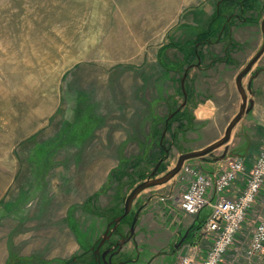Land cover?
<instances>
[{"label": "rangeland", "instance_id": "1", "mask_svg": "<svg viewBox=\"0 0 264 264\" xmlns=\"http://www.w3.org/2000/svg\"><path fill=\"white\" fill-rule=\"evenodd\" d=\"M221 1L0 0V233L6 219L15 229L0 264H87L111 219L106 211L124 208L127 194L158 162L161 176L181 153L224 134L240 101L234 77L263 43L264 0L249 2L244 12L241 0L227 3L235 24L229 22L218 44L203 43ZM200 59L201 69L186 77L184 114L167 129L168 116L185 98L181 77ZM254 66L245 82L252 108L255 95L264 102V73L254 79L264 56ZM207 103L212 115L196 118ZM252 108L225 145L185 166L205 172L204 166L214 167L207 161L247 157L239 145L243 135L257 137L256 123L264 137V109L257 116ZM189 180L181 170L144 189L121 231L154 196L181 209L178 199ZM55 214L62 221H52ZM254 224L246 221L223 264H264V256L244 255ZM19 232L30 234L26 243H19ZM57 233L74 237L80 260L51 254ZM151 246L150 238L144 250L127 241L117 257L148 264Z\"/></svg>", "mask_w": 264, "mask_h": 264}, {"label": "crops", "instance_id": "2", "mask_svg": "<svg viewBox=\"0 0 264 264\" xmlns=\"http://www.w3.org/2000/svg\"><path fill=\"white\" fill-rule=\"evenodd\" d=\"M238 18L241 19L240 16H238ZM228 20H230L229 22L231 24H235L234 19H228ZM221 40L222 39H216L214 41L207 40V41H203V43L211 44L212 42H214L215 44H218L219 42H221ZM257 51H258L257 49L253 50V52L250 54V59L252 58V56H254V54ZM263 56H264V52L256 62L258 63V61H260V59ZM201 59L198 61V63L196 62L194 64L193 62V65L188 67L189 73L192 69L200 68V63L202 61ZM254 67H252L253 70L256 69V67L255 68ZM253 70H250L249 71L250 74H248L249 73L248 72L243 77L242 82H243L244 87H245L246 79H249L248 83L251 82L249 77ZM263 73H264V68L260 71H257L254 79L258 78ZM236 76H237V73L234 77V85L240 96V101H238V104H237L238 108H236L239 111L242 99H241V94L236 85ZM256 96L257 95H255V102H254V106L252 110L254 111L255 114H257V116H259L263 112L264 102L258 103L256 100ZM211 109H212V105L210 103H207L206 106H203L200 110L195 111L196 118H199L202 116L205 118L210 117L212 115ZM199 111L203 113L204 115L198 116L197 113ZM237 112L235 110L232 115L236 114ZM246 113L244 115H247ZM249 113L250 111L248 112V114ZM244 115L242 116L243 118H244ZM262 127L263 126H261V124L258 125L255 123V127L252 129V131L254 130L255 133L257 132V137L253 136L252 138V135H251V138H250V136H248L249 134L247 133V135L245 136L243 135V139L241 143L239 144V145H242V147L247 151L246 152L247 157H244V158L248 164V167H251V165L254 163V161L257 158L260 147L264 143V137L260 138L258 135V133L260 132V128ZM262 132L263 130L261 131V134L262 136H264V132L263 133ZM216 139L217 138H215L214 140ZM207 162L210 164H213L214 167L212 166L213 168H206V166H204L205 168L203 169V171H205V173H214L220 168L221 165H223L224 160L220 159V160L207 161ZM245 183H246V175H242L240 178L236 180L231 190L226 192V194L230 197L238 196L243 190V188L245 187ZM214 197H212V199H214ZM141 207L142 208L137 218L139 223L134 229L135 241H133L132 239H129L128 241L130 245H133L134 243H136V246L140 247V250H144V246L146 242H148V239L150 238L152 246L149 247V252L152 255V258L149 260L148 264H156L157 260H159L161 257L163 256L166 257L169 255L173 256L174 258L169 262L163 263L164 262L163 261L162 263L163 264H176L181 254L191 252V251L194 252V255L197 257L198 260H201L204 256H206L207 251L209 250L210 245H211V240L203 233L201 226L205 222L207 215L210 212V209L206 214H203L201 211L197 215H192V214L186 213L182 209H176L173 203L169 202L168 200H165L163 196H160V197L154 196L150 198L148 202L143 203ZM139 208L140 207H138V209ZM263 212H264V191H261L255 204L250 209V212L248 214V220H251L253 223H256L259 216L263 214ZM52 219H53L52 221L54 222L62 221V216L61 214H55L54 218ZM9 220L10 219L5 220L6 221V229H5L6 231L3 234L0 233V258L7 257L6 254L9 253L8 245L11 242L9 241L11 231L13 232L15 231L14 227L13 229L9 227V223H8ZM147 228H149L152 233L151 237L145 231ZM135 230L138 232L137 235L135 234ZM20 233L21 232L18 233V237H17L19 243H24L22 241H25L26 243L25 238L29 237L30 234L25 233L21 235ZM182 238H184L182 243L178 245V242ZM52 240H53V243H52L53 250L51 253L52 255L54 254V255H60L64 257L73 256L76 261L81 259L80 257H78L79 254H77L79 244L74 239L73 236L67 233L65 234L57 233ZM40 242H41L40 240H37L36 244L37 243L40 244ZM25 246L26 245H24V247ZM24 247L22 246V250H26V248ZM165 248L167 250H165ZM49 257H52V256L50 255Z\"/></svg>", "mask_w": 264, "mask_h": 264}, {"label": "built area", "instance_id": "3", "mask_svg": "<svg viewBox=\"0 0 264 264\" xmlns=\"http://www.w3.org/2000/svg\"><path fill=\"white\" fill-rule=\"evenodd\" d=\"M181 170L187 172L190 180L179 196V206L192 215L199 214L205 206L210 207L201 227L211 245L201 260L191 251L181 254L176 264H223L238 232L248 220L264 182V146L251 167L244 157L234 156L225 158L214 173H205L185 164ZM242 175H246L245 187L238 196H228L226 192ZM244 255L247 258L264 256V212L253 226Z\"/></svg>", "mask_w": 264, "mask_h": 264}, {"label": "water", "instance_id": "4", "mask_svg": "<svg viewBox=\"0 0 264 264\" xmlns=\"http://www.w3.org/2000/svg\"><path fill=\"white\" fill-rule=\"evenodd\" d=\"M261 29L263 32V43H262L261 47L254 54V56H252V58L247 62V64L240 70V72L236 76V85H237V88L241 94L242 102L240 104L239 111L235 114V116L227 124L224 134L220 138L216 139L215 141L211 142L210 144H208L202 148L194 149V150H190V151L181 153L177 159L175 166L172 167L171 169H169L165 174H163L161 176H156V172L159 168L161 161L158 162V164L155 166V168L151 172L150 176L147 179H144V180L140 181L139 183H137L131 189V191L127 194V196L125 198L123 212L121 214L117 215L112 221L108 222L107 227H106L104 233L102 234V236H101V238H100V240H99V242L95 248V254L97 255V259H98V262H100V264H126V262H127L126 259H124L122 257L120 258L117 256H118L119 252L122 250L123 246L126 244V242L131 238V235L134 233L135 224H136L139 212H140L142 207L140 206V208L135 213L133 222H132L131 227H130L131 235L129 237H124V238H121L117 241H113V240H111V236L118 229V226H119L120 222L122 221V219L131 212L133 202L136 199V197L144 189L151 187V186H154V185L166 183L167 181L172 179L177 173H179L181 171L183 164L185 163L186 160L191 159V158H196V157H203V156L211 153L212 151L216 150L217 148L225 145L230 140L231 135H232V131H233V128L235 127V125L238 123V121L242 118V116L246 112L250 111L253 103H252V100H250V98H248V94H247L246 88L243 85L242 79L252 69V67L254 66L256 61L259 59V57L264 52V17L261 21ZM187 74H188V70H186L181 77V86H182V90H183L185 98H184L183 102L181 103V105L177 108V110H175L173 113H171L168 116L167 122L169 121V119H171L173 117L174 113L179 111L186 103L187 90H186V86H185V81H186ZM183 239L184 238H182L178 242V245L182 243ZM107 241H108V243L111 242L112 246L101 251V247ZM107 254H109L108 258H107ZM113 256L118 261H115V260L113 261Z\"/></svg>", "mask_w": 264, "mask_h": 264}, {"label": "trees", "instance_id": "5", "mask_svg": "<svg viewBox=\"0 0 264 264\" xmlns=\"http://www.w3.org/2000/svg\"><path fill=\"white\" fill-rule=\"evenodd\" d=\"M253 0H241L239 2V6L240 4L241 5V12H244L246 10V5L250 2V4H252ZM237 1L236 0H222L221 3L218 5V9L216 10V15H215V18L214 20L212 21V23L209 25V28L208 30L206 31V33H204V36H203V41H214L216 39H222V36H224V33L225 31L227 30V28L230 26V23H229V16L233 15V12H229V11H232V7L230 5H227V3H234ZM250 7V6H249ZM253 6L250 7V9L252 8ZM229 12V13H228ZM242 14V13H241ZM239 16V14H238ZM241 17V16H240ZM182 114V110L180 111H177L175 113V115H173V117L169 120L168 122V125H167V129L170 128L171 124H172V121L174 120H178L180 117V115ZM184 114V112H183ZM182 114V115H183ZM158 164V163H157ZM161 167V166H160ZM123 212V208L121 209H114V210H111V211H106L105 214L109 215L111 217L110 221H112L117 215L121 214ZM127 218V216H125L121 223ZM91 250V249H89ZM92 256L89 258V259H86L87 261V264H98V261H97V258L94 254V251L92 249ZM82 256V255H80ZM78 256V257H80ZM72 262H77L74 257L70 260ZM69 261V262H70ZM68 262V261H67ZM68 262V263H69Z\"/></svg>", "mask_w": 264, "mask_h": 264}, {"label": "flooded vegetation", "instance_id": "6", "mask_svg": "<svg viewBox=\"0 0 264 264\" xmlns=\"http://www.w3.org/2000/svg\"><path fill=\"white\" fill-rule=\"evenodd\" d=\"M136 213V212H135ZM135 213L133 214V216H132V219H131V222H130V225H129V228H128V230H127V232L126 233H123L122 231H121V229H120V225L118 226V229L114 232V234L113 235H118L119 236V239H121V238H124V237H129L130 235H131V230H130V227H131V224H132V222H133V219H134V216H135ZM121 223V222H120ZM112 235V236H113ZM111 236V237H112ZM134 236V233L131 235V238ZM130 238V239H131ZM100 240V239H99ZM99 240L95 243V245L92 247L93 248V251H94V254H95V248H96V246H97V244H98V242H99ZM114 241V240H113ZM112 246V243L111 242H109L108 243V241L101 247V251H103L104 249H106V248H109V247H111ZM95 256H96V258H97V255L95 254ZM109 257V254H107V258ZM118 261L117 259H115V257L113 256V261ZM97 261H98V259H97ZM120 261V260H119ZM98 264H100V262H98Z\"/></svg>", "mask_w": 264, "mask_h": 264}, {"label": "bare ground", "instance_id": "7", "mask_svg": "<svg viewBox=\"0 0 264 264\" xmlns=\"http://www.w3.org/2000/svg\"><path fill=\"white\" fill-rule=\"evenodd\" d=\"M253 69V68H252ZM198 114V116H201V115H204L203 113H201L200 111L197 113ZM242 121V120H241ZM241 123V122H240ZM197 149H199V148H197Z\"/></svg>", "mask_w": 264, "mask_h": 264}]
</instances>
